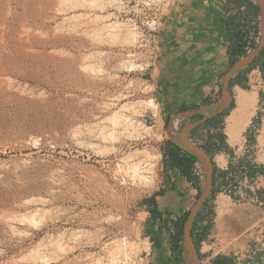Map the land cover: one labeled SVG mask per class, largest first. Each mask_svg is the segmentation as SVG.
I'll use <instances>...</instances> for the list:
<instances>
[{
    "label": "rangeland",
    "instance_id": "obj_1",
    "mask_svg": "<svg viewBox=\"0 0 264 264\" xmlns=\"http://www.w3.org/2000/svg\"><path fill=\"white\" fill-rule=\"evenodd\" d=\"M180 2L158 4L165 14ZM123 7L0 0V264H139L149 250L136 221L158 191L166 117L219 96L204 97L198 67L180 63L186 43H138L111 24ZM176 15L180 38L187 21ZM136 166L151 182L134 178Z\"/></svg>",
    "mask_w": 264,
    "mask_h": 264
},
{
    "label": "crops",
    "instance_id": "obj_2",
    "mask_svg": "<svg viewBox=\"0 0 264 264\" xmlns=\"http://www.w3.org/2000/svg\"><path fill=\"white\" fill-rule=\"evenodd\" d=\"M169 9L166 10L163 16L162 27L160 26L157 35V45L186 43L188 46L185 48L186 54H184V49L181 50L180 63L187 61L184 67L189 73L198 67L197 70L200 73L195 76V78H199V81H196V86H202L200 91L204 93V97L218 93L220 98L222 85L218 83V78L230 64L227 46L232 37L231 30L222 23V19L228 15L225 1L181 0L179 5L175 7L170 5ZM176 13L181 16L182 23L185 20L187 21V26L180 28L183 29V35L180 34V38L176 36L173 25L170 26L169 24L173 17L177 16ZM247 76L250 85L249 89H245L238 84H234L232 88L230 86L235 106L224 117V132L228 144L236 150L238 158L241 157L238 154V150L243 147L246 149V153H249V157L254 155L255 157L252 158L254 161L264 164V116L258 129L253 122L257 116V108H259L260 91L252 90L254 86H263V80L259 68L252 69L247 73ZM161 80L159 79L157 82L160 85L163 84ZM205 101L197 108L190 107L188 102L186 104L183 102L178 104L176 111L166 117V131L170 124L172 129L177 134H180L186 124L199 121L210 113L211 111H204L189 116L180 115L185 111H195L215 104H205ZM250 101L256 102V107L252 110V115L247 120L248 103ZM184 106H188V108L184 109ZM235 113H238L241 117L244 114L246 119L239 144H237L238 141H233L227 130V120ZM176 115H178V118L174 123H171L172 118ZM204 123L197 126L190 133V140L201 147L208 139L209 133L214 131V128L205 126L203 125ZM252 128L257 130L255 143H250L246 137L247 131L249 129L252 130ZM242 143L245 146H241ZM162 147L165 148V153L167 154L164 158L162 152V173L157 187L160 194L156 195V200L159 210L163 212V218L152 219L145 205L142 212H140L136 221L141 227L140 237L144 236L142 240L147 241L150 246L149 250H145L143 256L139 258V264H176V259H172L174 253L171 245V236L176 231L182 215L190 211L199 194L198 189L182 174V171L172 165V160L169 157L170 151L185 157L191 152L185 145L172 141L169 136ZM255 148L257 149L256 151ZM250 151H252V154H250ZM212 161L220 170H226L230 163V155L220 152L215 154ZM201 166L202 164L198 159L195 163V168H200ZM199 180L202 185L203 180ZM252 189H264V175L254 179ZM237 194L240 196L238 199L226 191L216 194L213 200L215 212L213 225L207 238L202 241L200 249L203 262L207 261L210 263L218 255H226L232 257L237 264H264V201H259L256 196L248 195L245 190L239 191ZM153 244L155 246H152Z\"/></svg>",
    "mask_w": 264,
    "mask_h": 264
},
{
    "label": "trees",
    "instance_id": "obj_3",
    "mask_svg": "<svg viewBox=\"0 0 264 264\" xmlns=\"http://www.w3.org/2000/svg\"><path fill=\"white\" fill-rule=\"evenodd\" d=\"M225 1V8L228 13L222 19V23L225 27L231 30V41L227 46V53L229 56V61L231 65L235 63L240 57L245 55L249 50L247 46L251 45L252 49L257 47L259 44L258 38L260 35V24L258 21L259 7L254 0H223ZM257 18V19H256ZM254 68H259L262 75L263 87H264V48L261 54L257 57L256 61L249 65L247 68L242 70L238 75H236L231 81V88L234 84H238L245 89H249L250 85L248 83L247 73ZM215 101H205V104H211ZM235 106V101L232 102L231 106L227 108L223 113L218 114L214 117L209 118L203 125L214 128L213 132L209 133L208 139L202 147L210 154L212 159L215 154L220 152H225L230 155V163L228 169L220 170L215 166L214 163V176H213V190L209 198L204 203L199 214L197 215L193 229L192 235L198 247L200 256L202 253L200 251L202 241L205 240L210 232L213 225V216L215 214L213 208V200L216 194L221 191H226L230 193L234 198L238 199L239 194L235 193L234 190H229L227 187L234 183L233 175L244 176V173L248 176L250 182H253L260 175H264V164H259L253 159L247 156L237 157L236 150L232 148L226 139V134L224 132V117L229 110ZM187 109L188 106H184ZM264 116V89L259 92V108L257 110V116L254 119V124L256 128H259L262 117ZM168 122V121H167ZM257 130L249 129L246 133L247 139L250 143H255V135ZM170 142V141H168ZM162 152L164 158L167 153H165V148L162 147ZM169 157L172 160V165L178 167L182 174L196 187L199 191L198 197L202 192V185L198 176L195 175V163L198 158L190 153L187 157L181 156L179 153L170 151ZM232 174V176H229ZM245 192L250 196H256L259 201H264V189H256L255 191L246 188ZM160 192H156L153 195L143 199L142 204L147 206V210L150 212L152 219H162L163 212L159 210L158 203L156 200V195ZM211 206V209L208 207ZM189 211L185 213L188 217ZM186 216L181 218L179 224L177 225L176 231L171 236V245L173 253L175 254L176 264L183 263L182 256V243H183V225L186 221ZM209 264H237L232 257L226 255H218Z\"/></svg>",
    "mask_w": 264,
    "mask_h": 264
},
{
    "label": "water",
    "instance_id": "obj_4",
    "mask_svg": "<svg viewBox=\"0 0 264 264\" xmlns=\"http://www.w3.org/2000/svg\"><path fill=\"white\" fill-rule=\"evenodd\" d=\"M260 12V42L252 51L247 52L245 55L240 57L231 67L226 71L223 77L221 95L218 102L212 105L205 106L195 111H185L180 115H194L202 113L204 111H211L205 115L199 121L188 123L183 128L180 134H177L169 124L167 134L170 139L179 144H183L186 148L194 154L201 162L203 171L205 174V185L198 197L197 201L190 209L188 217L183 227V243H182V256L185 264H202V258L198 251V247L192 235V229L197 215L203 207L206 200L209 198L213 190V176H214V163L212 157L207 153L201 146L193 143L190 140V133L197 126L206 122L209 118L214 117L218 114L223 113L233 102V96L231 91V81L238 75L242 70L247 68L249 65L254 63L257 57L261 54L264 48V0H256ZM178 118V115L172 118L171 123Z\"/></svg>",
    "mask_w": 264,
    "mask_h": 264
},
{
    "label": "built area",
    "instance_id": "obj_5",
    "mask_svg": "<svg viewBox=\"0 0 264 264\" xmlns=\"http://www.w3.org/2000/svg\"><path fill=\"white\" fill-rule=\"evenodd\" d=\"M124 4L123 10H119L116 15L113 16L111 24L115 26H122L125 29L134 30L137 34L135 42L144 43H154L158 41L157 35L159 33V28L164 16V8L160 7L158 3L162 0H118ZM135 1L132 8L137 7L134 11L139 13L137 15L128 16L131 13V8H129L130 2ZM123 13V14H122ZM248 52L252 51V47L249 43L247 46ZM194 173L199 179L204 180L205 174L203 167L195 168ZM229 176H232L230 174ZM234 183L230 184L227 188L229 190H234L235 193L249 188L252 189V182H250L246 173L244 176L233 175ZM209 264V263H208Z\"/></svg>",
    "mask_w": 264,
    "mask_h": 264
},
{
    "label": "bare ground",
    "instance_id": "obj_6",
    "mask_svg": "<svg viewBox=\"0 0 264 264\" xmlns=\"http://www.w3.org/2000/svg\"><path fill=\"white\" fill-rule=\"evenodd\" d=\"M248 105L250 106V103H248ZM242 117L240 115H238V113H235V115H232L227 120V124H228L227 130H228L229 134L232 136L233 141H239L241 132L244 128V125L246 124V121H245L246 119H245L244 114L242 115ZM148 171H149L148 168H143L142 166H136L134 168V174H135L134 178L136 180H139L141 183H144V185H145L149 181L151 182V179L149 178V176L146 175V173H148Z\"/></svg>",
    "mask_w": 264,
    "mask_h": 264
}]
</instances>
